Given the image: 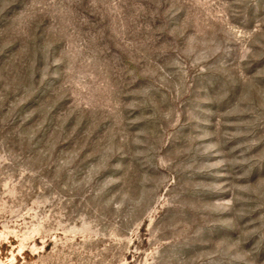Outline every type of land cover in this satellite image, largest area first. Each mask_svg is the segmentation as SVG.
Returning <instances> with one entry per match:
<instances>
[{"label": "rangeland", "instance_id": "1", "mask_svg": "<svg viewBox=\"0 0 264 264\" xmlns=\"http://www.w3.org/2000/svg\"><path fill=\"white\" fill-rule=\"evenodd\" d=\"M0 264H264V0H0Z\"/></svg>", "mask_w": 264, "mask_h": 264}]
</instances>
